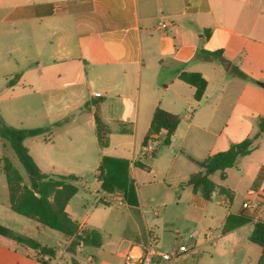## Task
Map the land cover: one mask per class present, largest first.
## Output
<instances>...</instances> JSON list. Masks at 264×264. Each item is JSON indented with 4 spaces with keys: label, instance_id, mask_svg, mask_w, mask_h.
Returning <instances> with one entry per match:
<instances>
[{
    "label": "crops",
    "instance_id": "1",
    "mask_svg": "<svg viewBox=\"0 0 264 264\" xmlns=\"http://www.w3.org/2000/svg\"><path fill=\"white\" fill-rule=\"evenodd\" d=\"M249 6V0H0L3 75H18L13 84L8 81L7 91L15 100L31 88L46 124L43 114H34L28 127L51 128L30 137L33 160L47 175L75 176L83 193L103 205H110L102 201L109 192L102 186L107 176L114 186L110 193L120 192L128 208L123 236L109 241L86 227L87 212L78 217L71 205L80 194L75 185L65 211L80 228L99 231L101 245L71 249V238L62 234L63 245L52 247L55 255L48 264H88L87 257L95 264H123L130 248L150 251L155 260L158 251L175 253L164 264H256L261 247L249 236L254 222L264 221V180L255 190L251 186L264 160L255 161L253 151L264 143V133L248 155L223 171V179L221 171L210 175L212 180L217 174L219 181L213 182L209 200L184 184L201 171L199 162L249 137L252 121L264 116V93L254 89L241 93L249 104L227 103L228 81L218 75L216 64H227L229 52L242 47L237 22L246 13L254 17V45L264 46V21L258 22L264 0L254 10ZM199 50L221 55L198 61ZM156 108L178 115L179 123L167 145L161 144L165 131H159L149 153L144 145ZM96 116L109 129L104 147L96 136ZM119 125L129 131L119 132ZM241 171L248 188L238 200L228 178ZM220 186L232 194L227 203L217 193ZM252 197L262 202L257 215L242 208ZM239 216L249 220L234 226ZM180 245L189 252H178ZM20 246L0 239V264H42L33 257L38 250Z\"/></svg>",
    "mask_w": 264,
    "mask_h": 264
},
{
    "label": "trees",
    "instance_id": "2",
    "mask_svg": "<svg viewBox=\"0 0 264 264\" xmlns=\"http://www.w3.org/2000/svg\"><path fill=\"white\" fill-rule=\"evenodd\" d=\"M206 36L208 35L207 31ZM221 51L204 52L199 50L196 58H206L220 56ZM238 75H245L238 72ZM18 75H15L9 81L13 84ZM204 82L202 80V86ZM196 91V97L199 98L203 87ZM94 104H97L94 102ZM97 117V116H96ZM96 119V136L101 147L107 145L108 142V127L99 116ZM179 123V116L167 112L161 108H156L152 115L150 124L151 134H158L159 131H165V137L161 144H169L174 131ZM54 123L53 125H57ZM257 131L251 136L239 142L232 143L226 150L214 153L198 164L201 171L191 175L184 183L190 185L194 189H200L205 199H210L216 190V186L210 179V175L216 171H221V178H224L223 171L226 168L232 167L239 157L248 155L253 148V142L261 133H264V116L257 119ZM50 127H35V128H16L5 124L0 118V137L9 142L11 148L18 157L20 163L25 169L29 185L23 184V178L19 171L12 165L9 159L3 158L2 172L6 178L8 188V201L10 209L21 216L36 221L43 227L55 230L63 234L65 237L71 238L69 247L74 249L78 245L99 247L102 242V235L95 229L80 228L65 211L66 204L76 194L77 188L72 184L76 180L73 175L50 176L42 173L30 155L28 149L24 145V140L29 137H35L47 133ZM118 131L121 133L128 132L129 129L123 125H119ZM149 136L146 137V140ZM105 158L102 159V164ZM108 177L105 176L102 181V186L105 188ZM264 180V167H261L257 177L252 183V190H255ZM106 189V188H105ZM107 190V189H106ZM217 193L219 196H226L231 200V192L223 186L218 187ZM249 220L246 216H239L233 224L234 226L241 225ZM229 229L226 227L225 230ZM0 234L11 235L7 228L0 226ZM17 242L38 250L39 257L36 260L42 264H48L55 255L54 248L40 245L30 239H25L20 236H13ZM249 241L261 247V254L256 264H264V221L256 220L253 225V230L249 236ZM47 256V259H44Z\"/></svg>",
    "mask_w": 264,
    "mask_h": 264
},
{
    "label": "rangeland",
    "instance_id": "3",
    "mask_svg": "<svg viewBox=\"0 0 264 264\" xmlns=\"http://www.w3.org/2000/svg\"><path fill=\"white\" fill-rule=\"evenodd\" d=\"M248 1V0H247ZM250 6L254 10L255 4L258 3V0H249ZM9 5L8 7H10ZM247 8V7H246ZM255 16V15H254ZM253 15H248L247 13L237 22V25L242 28L243 36L240 39L242 47L232 49L229 52V57L225 59L231 63L230 70H225L223 62L220 60L216 61V64L219 67L218 75H221L227 80V103L229 104H249L248 97L241 94L243 89L250 88L261 93H264V87L261 86V83H264V46L259 47L254 45L253 39L256 36L255 31L251 30V27L254 23ZM264 21V17H260L258 22ZM261 25H264L260 23ZM201 61L200 59H196ZM2 61L0 62V93L2 92L3 99L0 103V118L1 120L10 126L16 128H30V119L31 115L34 114H43L42 124H46L44 118V112L42 107H40L38 95L34 94L29 87H25L23 91L25 96H21L17 99L11 97V93L7 91V83L14 77V73L11 75H3L5 69H3ZM244 72L245 76L242 77L238 75V72ZM208 75V74H207ZM215 75L216 72H215ZM20 89V88H18ZM29 94V95H27ZM11 97V98H10ZM264 112V111H262ZM74 112H70L72 114ZM252 131L251 137L257 131L256 122L252 121ZM24 145L28 149L31 148V138H26ZM255 154V161L264 160V143H261L259 148L253 151ZM7 158L10 160L12 165L19 171L23 178V184L29 185L28 175L20 163L15 152L11 148L8 141L0 137V226L7 228L11 235H2L0 234V239H4L6 243L19 246L23 245L16 240L13 236H20L25 239H30L32 241H37L40 244L48 245L55 248H61L63 245L65 237L58 231L51 230L47 227H43L38 224L36 221L28 219L24 216L14 213L9 207L8 201V188L6 183V178L2 172V159ZM212 181L217 183L219 181L218 175L215 174L212 177ZM228 182L235 188L237 199L243 198L245 196L246 190L248 188L247 182L248 177L243 171L236 176L233 174L229 175ZM72 184L76 185L79 188L80 194L75 196L72 199L71 205L74 206L78 211V217H82L86 212L88 213V219L86 221V227H92L98 229L107 240L117 242L123 236L124 225L126 222V211L128 208L126 206L118 207L114 204L103 205L98 201L95 202V199L90 197L88 194H84L81 182L75 180ZM114 186L111 184V181L108 179L105 185V188L109 192L113 191ZM119 188V187H116ZM122 188V187H120ZM124 188V187H123ZM140 188V187H139ZM134 186H132V190ZM121 191V189H119ZM122 192V191H121ZM132 191L130 196H132ZM128 194V193H127ZM83 200H81V198ZM85 207L86 210L82 211ZM219 211H223L222 208H218ZM82 213V214H81ZM80 222V219L79 221ZM203 222L198 225V228H202ZM36 227L40 230L37 231ZM213 229L215 224L210 225ZM25 246V245H24ZM27 248H30L26 246ZM32 249V248H30ZM33 250V249H32ZM86 251H92V248L87 247ZM34 258L39 257V255H33Z\"/></svg>",
    "mask_w": 264,
    "mask_h": 264
},
{
    "label": "built area",
    "instance_id": "4",
    "mask_svg": "<svg viewBox=\"0 0 264 264\" xmlns=\"http://www.w3.org/2000/svg\"><path fill=\"white\" fill-rule=\"evenodd\" d=\"M160 28H165V23H159ZM158 136V134H151L145 142L144 148L147 152L152 153L154 151V139ZM224 203L228 202L226 197L222 198ZM102 201L107 204H115L117 206L124 205V198L122 194L118 191H114L112 193L108 192L102 196ZM262 202L258 197L248 198L246 201L242 203V208L252 214L257 215ZM193 236V235H191ZM178 252L180 253H188L189 247L187 245H180L178 247ZM175 253L166 252V251H158L155 255L158 257V260L154 259L153 253L150 251L142 252L138 249H128V251L123 255V264H164L170 257ZM86 261L88 264H95L91 257H87Z\"/></svg>",
    "mask_w": 264,
    "mask_h": 264
},
{
    "label": "water",
    "instance_id": "5",
    "mask_svg": "<svg viewBox=\"0 0 264 264\" xmlns=\"http://www.w3.org/2000/svg\"><path fill=\"white\" fill-rule=\"evenodd\" d=\"M225 63H227V64H224V63H223V65H224V69L227 70V69H228V66H229V62L227 61V62H225ZM261 86L264 87V83H261Z\"/></svg>",
    "mask_w": 264,
    "mask_h": 264
}]
</instances>
